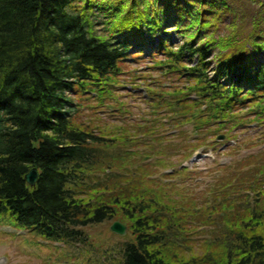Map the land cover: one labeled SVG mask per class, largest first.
I'll list each match as a JSON object with an SVG mask.
<instances>
[{"label": "trees", "instance_id": "16d2710c", "mask_svg": "<svg viewBox=\"0 0 264 264\" xmlns=\"http://www.w3.org/2000/svg\"><path fill=\"white\" fill-rule=\"evenodd\" d=\"M263 54L264 0H0V222L86 244L82 228L120 221L134 241L116 264H264V186L254 176L221 184L233 189L216 202L223 242L198 258L184 239L201 211L184 200L186 184L161 185L150 165L134 161L143 132L127 137L125 164L109 153L125 138L77 124L84 102L112 99L135 72L126 67L143 60L163 77L180 73L183 87L160 92L183 97L196 134L237 127L240 112L264 124ZM34 168L31 188L25 177ZM112 169L123 179L92 183ZM251 186L253 198L238 194ZM232 196L247 208L241 216L224 205ZM254 198L263 204L249 205Z\"/></svg>", "mask_w": 264, "mask_h": 264}, {"label": "rangeland", "instance_id": "374dc122", "mask_svg": "<svg viewBox=\"0 0 264 264\" xmlns=\"http://www.w3.org/2000/svg\"><path fill=\"white\" fill-rule=\"evenodd\" d=\"M226 22L230 24L231 18ZM171 39L173 43L181 42L174 33ZM155 44L152 43V46ZM150 66L148 60H143L126 67L125 72H135L131 76L126 74L121 77V88L113 94V98L101 104L96 97H90L83 104L84 110L77 116V124L95 130L101 136L125 138L114 151L109 152L120 155L126 160L125 164L127 152L132 149L127 147V137L135 138L136 133L143 132L137 137L141 143L134 148L141 158L135 156L134 161L143 160L140 163L150 165L155 176L162 181L161 185L186 184L182 193L184 200L192 201L196 206L195 211L201 212L195 217L190 216L184 242L187 250L202 258L210 252L219 251L216 247L223 242L221 234L225 217L219 216L223 211L216 202L224 203L222 194H231L233 189L224 187L219 190L221 184L226 179L234 178L236 181L239 177L249 178L252 175L251 180L257 181L256 187L264 186V177H261V169L264 168V124H259L254 117H244L240 112L241 125L233 128L236 122L229 124L228 130L217 135H212L210 126L205 125L201 133L196 134L195 125L186 117L191 109L189 104L183 101L182 96H173L172 99L170 95L160 92L173 93L183 87V81L178 79L180 73L163 77L158 69ZM159 94L161 97H157ZM190 98L195 100L193 95ZM219 136H224V139L218 140ZM184 166L189 170L184 176L171 175L172 167L180 169ZM122 173L121 170L112 169L107 174L96 175L92 183L97 181L100 185L116 177L123 179ZM125 174L127 178V167ZM254 187L251 186V191H244V194L238 191V194L253 198ZM255 198L248 202L249 205L256 203ZM236 201L232 196L231 203L224 205L231 206L232 213L241 216L243 209L247 208L239 204L240 208H237ZM262 204L256 203L257 206ZM112 223L105 221L82 228L88 237V242L84 244L47 241L36 231L24 230L14 222L2 221L0 264H116L121 260L125 244L134 241V234L128 230L121 237L111 231Z\"/></svg>", "mask_w": 264, "mask_h": 264}, {"label": "water", "instance_id": "95a60500", "mask_svg": "<svg viewBox=\"0 0 264 264\" xmlns=\"http://www.w3.org/2000/svg\"><path fill=\"white\" fill-rule=\"evenodd\" d=\"M223 139L224 137L221 136L219 137L218 140H223ZM38 177H39V172L37 169L34 168L26 175L25 180L30 187L34 188L38 181ZM111 231L119 236H125L127 234V227L120 222H115L111 226Z\"/></svg>", "mask_w": 264, "mask_h": 264}]
</instances>
